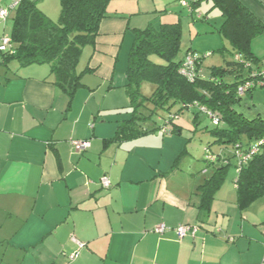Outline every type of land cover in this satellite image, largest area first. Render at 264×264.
<instances>
[{"label":"crops","instance_id":"crops-1","mask_svg":"<svg viewBox=\"0 0 264 264\" xmlns=\"http://www.w3.org/2000/svg\"><path fill=\"white\" fill-rule=\"evenodd\" d=\"M241 2L264 23V0ZM108 12L72 101L50 68L0 65V264H264V193L239 205L232 148L218 145L230 167L205 212L199 187L226 162L205 167L181 124L115 139L130 117L126 72L140 27L127 11ZM252 51L263 69L264 33ZM75 140L91 146L78 151ZM160 224L169 229L156 232ZM181 224L196 235L179 237Z\"/></svg>","mask_w":264,"mask_h":264},{"label":"trees","instance_id":"trees-1","mask_svg":"<svg viewBox=\"0 0 264 264\" xmlns=\"http://www.w3.org/2000/svg\"><path fill=\"white\" fill-rule=\"evenodd\" d=\"M38 1L23 0L14 9L9 36L11 45L6 51L0 50V65L9 67L12 62H16L18 68L48 65L52 81L69 94L72 101L83 85L82 76L91 71L88 64L79 69L84 51L87 47H92L93 51L96 49L100 24L109 16L108 8L112 0H60L61 15L57 21L39 7ZM206 1H212L221 9L224 22L218 32L229 42L230 49H225L232 59H224L223 65L213 66L208 76H202L200 71L206 54H200L197 64L200 71L194 79H189L180 69L186 55L195 51L189 49L182 58L177 59L183 35L180 20L134 29L125 85L129 104L124 111L130 117L119 124L115 139L138 137L168 124L174 125L172 132L180 133L174 117L191 109L194 119H197L202 112L200 107L220 118V124L210 129L213 137V142L208 144L210 151L215 144L232 148L233 158L237 144L246 150L264 138V118L261 115L248 118L236 108L243 96H252L256 88L250 87L240 94L239 87L248 80H256L262 71L252 51V42L264 33V23L241 0ZM201 3L202 0H189V14L194 18L195 15L197 18ZM197 19H206V15ZM225 49L219 51L223 53ZM246 70L249 73L247 76L244 75ZM228 76H234L235 80L228 81ZM144 83L152 85L150 95L143 92ZM159 115L169 118L159 125L156 117ZM215 156L217 160L228 162L216 167L212 177L199 187L202 191L200 208L205 212L209 211L213 195L230 167L229 159L218 154ZM237 186L238 201L242 207L264 193V149L255 154L239 172Z\"/></svg>","mask_w":264,"mask_h":264},{"label":"rangeland","instance_id":"rangeland-1","mask_svg":"<svg viewBox=\"0 0 264 264\" xmlns=\"http://www.w3.org/2000/svg\"><path fill=\"white\" fill-rule=\"evenodd\" d=\"M10 3L11 0H0V5L3 7L10 6ZM38 4L51 19L57 21L60 18V0H39ZM109 10L114 12L118 11L119 13L127 11L126 13H128L130 15L129 17L133 20L131 25H137L140 28H145L149 24L159 26L161 23L180 20L183 35L181 52L177 59L182 58L189 49H192L199 54H206L202 63V72L205 76L209 75L210 69L213 66L223 65L224 59H232L230 52L225 49H230L229 42L221 35V33L218 32L219 27L224 22V17L220 7L214 5L212 1L202 0V3L198 8V12L200 11L206 15V19H197L196 15L195 18L191 16L188 8L184 7L179 0H112L109 5ZM13 11L14 10L11 11V17L6 23L0 22V35L10 36L13 22ZM221 48L225 49L223 53L219 51ZM127 49L128 44L125 45L124 53L122 54L124 57ZM85 50L86 52L79 66L80 70L87 62V54L89 51H87L88 49ZM154 59L161 62V60L157 57ZM31 67L39 70H45L47 74L49 72L48 65L35 64L29 66V69H31ZM248 74L247 70L244 71L245 76ZM227 79L228 81H234L235 77L228 76ZM142 90L146 95H150L152 85L150 83H144ZM236 108L237 110L243 112L248 118H254L258 115H261L264 118V89L257 86L253 90L252 96L250 94L244 95L242 101L237 104ZM128 115L130 114L124 112V116ZM165 116H156L159 125H162L167 120L166 118H169V116ZM175 122L182 125L183 135L188 139L189 144L198 148L197 152L191 149L190 153H195L193 156L199 158L200 162L206 167L208 162V144L213 142L210 129L215 127L211 117H209L207 113L201 112L197 122H195L194 111L186 109L180 113L179 116H177ZM173 126L174 125H172V127ZM168 128H171L169 124ZM160 131L163 132V129H160ZM211 148L213 154L217 155L216 153L220 150L218 144L213 145ZM214 163L218 164L219 160H216ZM210 166L215 168L214 165ZM235 173V169L232 167L229 171V174L232 176V180L234 179L233 177H235Z\"/></svg>","mask_w":264,"mask_h":264},{"label":"built area","instance_id":"built-area-1","mask_svg":"<svg viewBox=\"0 0 264 264\" xmlns=\"http://www.w3.org/2000/svg\"><path fill=\"white\" fill-rule=\"evenodd\" d=\"M23 0H12L10 3V6L8 7H0V22H5L9 19L10 13L12 10H14ZM181 4L185 7H189V0H181ZM204 17V14L202 12L197 13V18H202ZM11 45V38L9 36H3L0 39V50L1 51H6ZM199 53L196 52H189L186 55L185 61L180 69V72L185 75L189 79H194L195 76L198 74L200 71L199 68L197 67V64L199 62ZM238 58V57H237ZM254 86H264V69L260 73H258V77L256 80H248L246 81L243 85L239 87V93L243 94L248 88L254 87ZM200 110L202 112H205L208 114L209 117L213 120L214 125H219L220 124V118L215 114L210 112L204 107H200ZM174 118H177L176 116ZM164 133H169L170 129L168 128V125H165L163 128ZM73 144L75 145L76 149L78 151H86L90 146H91V141L90 140H75L73 141ZM264 149V138L257 140L255 143L251 144L248 149L242 148L239 144H237L234 148V155L238 160L237 163V172L239 173L242 168L250 161V159L260 152L261 150ZM217 156H215L213 153H211L210 149H207V160L210 162H215L217 160ZM227 163L228 161L225 160ZM102 184L105 187L110 186V181L107 177L102 178ZM169 228L167 227L166 224H160L155 228V231L158 233H163ZM176 231L179 235V237L184 238L189 235L195 236L198 227L195 225H189V224H181L176 228ZM84 244L79 242V247H83ZM78 256V252H75L70 255V260H75V258Z\"/></svg>","mask_w":264,"mask_h":264}]
</instances>
